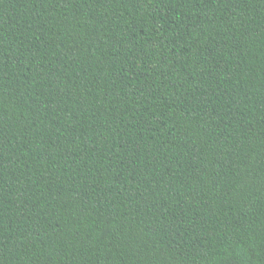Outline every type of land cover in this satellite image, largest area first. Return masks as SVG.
Segmentation results:
<instances>
[{
  "label": "trees",
  "instance_id": "obj_1",
  "mask_svg": "<svg viewBox=\"0 0 264 264\" xmlns=\"http://www.w3.org/2000/svg\"><path fill=\"white\" fill-rule=\"evenodd\" d=\"M0 264H264V0H0Z\"/></svg>",
  "mask_w": 264,
  "mask_h": 264
}]
</instances>
